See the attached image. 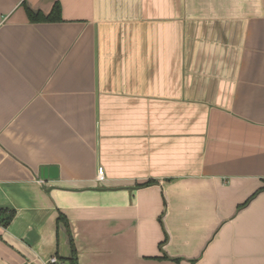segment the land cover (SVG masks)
<instances>
[{"label": "crops", "instance_id": "1", "mask_svg": "<svg viewBox=\"0 0 264 264\" xmlns=\"http://www.w3.org/2000/svg\"><path fill=\"white\" fill-rule=\"evenodd\" d=\"M0 210V264H264V0H0Z\"/></svg>", "mask_w": 264, "mask_h": 264}, {"label": "trees", "instance_id": "2", "mask_svg": "<svg viewBox=\"0 0 264 264\" xmlns=\"http://www.w3.org/2000/svg\"><path fill=\"white\" fill-rule=\"evenodd\" d=\"M149 183V182H147ZM14 212H4L0 210V223L3 225H7L13 218ZM71 248H72V254L70 258L68 259H62L65 264H78V256H77V250L75 248L73 239L71 238Z\"/></svg>", "mask_w": 264, "mask_h": 264}, {"label": "built area", "instance_id": "3", "mask_svg": "<svg viewBox=\"0 0 264 264\" xmlns=\"http://www.w3.org/2000/svg\"><path fill=\"white\" fill-rule=\"evenodd\" d=\"M98 177L100 180L104 179V169L101 167L99 168ZM50 264H65L63 261H61L58 257H52L50 259Z\"/></svg>", "mask_w": 264, "mask_h": 264}, {"label": "water", "instance_id": "4", "mask_svg": "<svg viewBox=\"0 0 264 264\" xmlns=\"http://www.w3.org/2000/svg\"><path fill=\"white\" fill-rule=\"evenodd\" d=\"M55 171V173H54ZM57 168L56 167H50V168H45L44 169V175L45 177H52V178H56L57 177Z\"/></svg>", "mask_w": 264, "mask_h": 264}]
</instances>
